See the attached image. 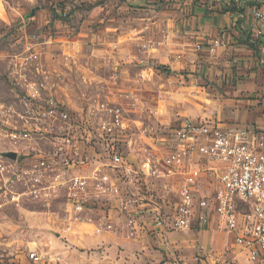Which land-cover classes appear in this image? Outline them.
<instances>
[{"label":"built area","instance_id":"1","mask_svg":"<svg viewBox=\"0 0 264 264\" xmlns=\"http://www.w3.org/2000/svg\"><path fill=\"white\" fill-rule=\"evenodd\" d=\"M228 1L238 7L251 3L256 37L264 43V0ZM14 84L23 95L24 111L17 114L23 119L25 135L55 137L50 149L38 148L31 157L26 154L25 192L7 189L23 177L5 176L8 167L0 164V181L5 183L1 206L21 195L27 202L60 194L65 229H70L88 221L93 203L117 201L123 228L130 235L148 230L162 236L206 228L214 221L249 262L264 264L263 129L184 118L169 130V136L160 137V146L133 152L129 110L122 104L103 105L84 117L58 97L55 82L43 78ZM1 107L3 115L6 111ZM77 169L84 172L76 173ZM0 264L72 263L59 253L32 248L24 257L9 263L0 259Z\"/></svg>","mask_w":264,"mask_h":264},{"label":"rangeland","instance_id":"2","mask_svg":"<svg viewBox=\"0 0 264 264\" xmlns=\"http://www.w3.org/2000/svg\"><path fill=\"white\" fill-rule=\"evenodd\" d=\"M106 1L87 5L73 0L64 1L67 4L59 0H0V106L6 111L0 113V164L8 167L5 176L15 173L23 177L7 189L25 192L26 154L31 157L38 148L50 149L55 137L46 133L25 135L23 119L17 114L24 111L23 95L14 82L43 78L55 82L58 97L84 117L103 105L122 104L129 110L133 152L135 148L149 151L152 145L160 146V137L169 136V130L181 119H198L190 115L198 105L215 111L219 108L216 99H224L227 89L236 83L243 85L213 82L203 75L204 82H188L187 75L201 73L205 57L201 45L186 50L185 57L167 51L164 27L157 29L156 39L122 37L121 31L134 28L130 24L126 29L121 27L128 18L155 14L163 8L159 5L152 9L154 13L140 12L121 7L125 0H118V5L107 10L98 9ZM154 55L161 56L163 62ZM167 59L193 65L194 69L186 66L177 72ZM254 83L264 87V82ZM203 92L208 94L205 101L198 99ZM10 151L17 153L16 160L3 156ZM4 190L5 183L0 181V193ZM2 203L0 259L5 263L24 257L28 249L39 248L59 253L72 264H108L100 245L91 240L106 226L94 229V236L86 225L65 229L64 198L60 194L27 202L21 195Z\"/></svg>","mask_w":264,"mask_h":264},{"label":"crops","instance_id":"3","mask_svg":"<svg viewBox=\"0 0 264 264\" xmlns=\"http://www.w3.org/2000/svg\"><path fill=\"white\" fill-rule=\"evenodd\" d=\"M97 1L73 0V3L91 5ZM116 1L108 0L98 9L107 10L116 5ZM159 5L163 9L152 16L141 14L127 20L124 17L126 21L121 27L126 29L130 24L134 28L129 32L121 31L122 37L156 39L157 29L164 27L168 32L165 50L179 52L183 57L186 50L200 44V52L205 55L204 64L200 75H187L188 82H204L203 75L213 82H242L243 85L236 83L235 87L227 89L224 99H216L219 108L215 111L204 110L198 105L199 108L190 111V115L222 126L250 125L264 130V87L254 83L264 82V43L256 37L257 26L251 18V3L242 7L228 0H125L121 3V7L140 12H152V9L160 8ZM215 41L217 46L213 45ZM154 57L163 62L161 56ZM166 61L177 72L184 71L186 66L194 69L193 65L181 61ZM207 95L199 93L198 99L205 101ZM75 172L84 171L77 169ZM123 216L117 201L93 203L87 214L88 221L83 225L91 235L94 229L106 226L94 237L95 240H91L100 245L108 264H252L244 251L227 233L218 229L214 221L206 228L170 231L162 236L148 230L130 235L123 228Z\"/></svg>","mask_w":264,"mask_h":264},{"label":"water","instance_id":"4","mask_svg":"<svg viewBox=\"0 0 264 264\" xmlns=\"http://www.w3.org/2000/svg\"><path fill=\"white\" fill-rule=\"evenodd\" d=\"M4 156L8 157L11 160H15L17 157V153L10 151V152L4 153Z\"/></svg>","mask_w":264,"mask_h":264}]
</instances>
